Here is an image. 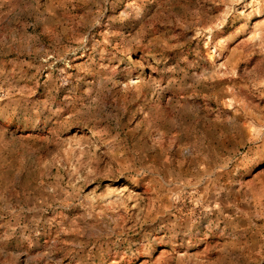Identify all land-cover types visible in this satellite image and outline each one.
I'll list each match as a JSON object with an SVG mask.
<instances>
[{
    "label": "rangeland",
    "instance_id": "obj_1",
    "mask_svg": "<svg viewBox=\"0 0 264 264\" xmlns=\"http://www.w3.org/2000/svg\"><path fill=\"white\" fill-rule=\"evenodd\" d=\"M0 264H264V0H0Z\"/></svg>",
    "mask_w": 264,
    "mask_h": 264
}]
</instances>
